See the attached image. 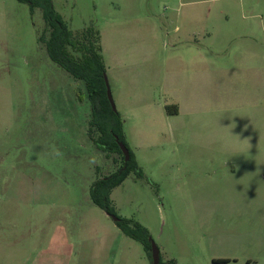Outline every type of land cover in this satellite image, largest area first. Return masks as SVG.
Returning a JSON list of instances; mask_svg holds the SVG:
<instances>
[{
	"label": "rangeland",
	"instance_id": "rangeland-1",
	"mask_svg": "<svg viewBox=\"0 0 264 264\" xmlns=\"http://www.w3.org/2000/svg\"><path fill=\"white\" fill-rule=\"evenodd\" d=\"M51 1L100 34L137 167L114 212L164 263L264 264V0ZM44 34L40 9L0 0V264H151L92 203L122 159L95 147L86 88Z\"/></svg>",
	"mask_w": 264,
	"mask_h": 264
},
{
	"label": "trees",
	"instance_id": "trees-1",
	"mask_svg": "<svg viewBox=\"0 0 264 264\" xmlns=\"http://www.w3.org/2000/svg\"><path fill=\"white\" fill-rule=\"evenodd\" d=\"M27 4L31 10L40 9L48 36L40 39L50 61L63 69L76 81L84 83L91 108L89 125L97 132L93 143L103 153L119 154L122 165L117 172L96 181L91 189L92 203L117 218L116 225L122 233L143 244L151 263V239L146 229L137 223L122 219L110 207L111 190L120 185L136 166L130 160L125 163L118 142L123 143L119 114L114 112L107 98L105 67L101 55L100 34L93 28L72 32L55 12L51 0H17ZM159 264H176L173 262Z\"/></svg>",
	"mask_w": 264,
	"mask_h": 264
},
{
	"label": "water",
	"instance_id": "water-1",
	"mask_svg": "<svg viewBox=\"0 0 264 264\" xmlns=\"http://www.w3.org/2000/svg\"><path fill=\"white\" fill-rule=\"evenodd\" d=\"M104 80H105V85H106V90H107L108 101L111 105L112 110L114 112H116V107H115V104H114L113 99L111 97V92H110V88H109V84H108L106 76H104ZM118 145H119V148L124 155L125 163H127L130 159L129 152L122 142H118ZM112 218L114 219V221H117V218H115V217H112ZM159 263H160L159 249L156 246V244L151 240V264H159Z\"/></svg>",
	"mask_w": 264,
	"mask_h": 264
},
{
	"label": "flooded vegetation",
	"instance_id": "flooded-vegetation-1",
	"mask_svg": "<svg viewBox=\"0 0 264 264\" xmlns=\"http://www.w3.org/2000/svg\"><path fill=\"white\" fill-rule=\"evenodd\" d=\"M74 80V79H73ZM74 81H76V80H74ZM77 82H79V83H82V84H84L83 82H81V81H77ZM87 95V94H86ZM78 97V100H79V95L77 96ZM88 98V97H87ZM80 101V100H79ZM90 111H91V108H90ZM90 117H91V115H90Z\"/></svg>",
	"mask_w": 264,
	"mask_h": 264
},
{
	"label": "crops",
	"instance_id": "crops-1",
	"mask_svg": "<svg viewBox=\"0 0 264 264\" xmlns=\"http://www.w3.org/2000/svg\"><path fill=\"white\" fill-rule=\"evenodd\" d=\"M177 113H178V110H177L176 114H177ZM247 264H250V260L247 261Z\"/></svg>",
	"mask_w": 264,
	"mask_h": 264
}]
</instances>
